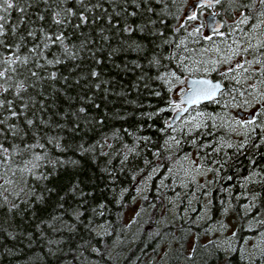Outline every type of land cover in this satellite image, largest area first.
<instances>
[{"label": "trees", "instance_id": "1", "mask_svg": "<svg viewBox=\"0 0 264 264\" xmlns=\"http://www.w3.org/2000/svg\"><path fill=\"white\" fill-rule=\"evenodd\" d=\"M194 1L0 0V264H146L168 235L181 239L170 264H264L241 251L257 232L248 223L264 220V133L222 144L236 132L221 118L231 96L247 92L244 72L210 73L224 90L190 108L208 115L204 128L182 131L177 153L168 146L170 75L183 74L184 49L212 44L181 21ZM263 4L216 7L223 28L235 13L249 27ZM254 54L252 76L264 84V47ZM194 149L212 169L208 217L158 225L164 190L151 183L142 202L150 216L134 233L124 215L138 181ZM226 216L229 251L210 236Z\"/></svg>", "mask_w": 264, "mask_h": 264}, {"label": "rangeland", "instance_id": "2", "mask_svg": "<svg viewBox=\"0 0 264 264\" xmlns=\"http://www.w3.org/2000/svg\"><path fill=\"white\" fill-rule=\"evenodd\" d=\"M213 10L218 16L220 13L218 8L215 7ZM210 12L212 10L204 7L202 10H195L193 16L183 15L181 21L188 20V30L196 29V32L200 30V36L205 39L212 37V44L201 47L196 53L184 49L181 54L184 59L183 74L170 75L169 84L173 96L176 98L174 111H177L181 108L179 97L186 89L185 82L188 77L210 76L209 74L217 69L218 74L230 72L227 74L228 77H232L233 73V78L237 77V80H240L243 79L244 72L247 92L238 94L236 99L235 96L230 95L231 98L228 101L231 102V106L224 118H221L224 123L226 121L230 124L229 127L232 130H236L234 134H230L227 139L223 140L222 144L229 146L234 145L244 136L245 138L247 135L251 136L254 134V130H258L260 134L264 133V84L256 83V79L252 77L253 72L248 69L252 67L250 63L254 61L253 58L256 55L253 53L264 47V13L261 15L262 20L256 26L249 27L246 25L245 18L240 17L239 13H235L232 19L225 21L226 28L222 27L223 29L219 32L209 35L206 32L204 18ZM237 111L245 113L240 117L237 115ZM250 114H253V117L248 119ZM257 115L260 117L259 123H256ZM207 118L208 115L197 108L185 112L171 127L172 131L169 134V143H171H168V146L171 147L172 152L177 153V146L180 142L179 136L183 133L182 131L199 130L204 126ZM215 120L213 118L214 125L218 127V122ZM211 175L212 169L207 165V160L195 149L173 158V163L163 173L160 169L152 170L149 175L141 178L136 184L134 206L124 215L126 225L134 233L145 225V221L150 215L147 216L149 208L144 207L142 202L151 183L164 190H162L164 193H162V204H160L162 206L158 207L159 214L155 217L158 225L187 217L191 213L199 215V220L202 221L209 214L208 196L202 194L207 192V185L211 183ZM182 199L186 201L184 204H182ZM245 208L251 211L252 202ZM263 224L264 220L261 219L248 223L249 229H257L256 235L247 237L242 244V254L249 261L255 258L264 259ZM234 233V223L229 216H226L219 224L213 226L210 236H213L217 245L229 251L236 243ZM194 241L195 236L193 234L188 240V246L192 245ZM180 243V238L168 235L167 239L159 245L157 253L149 256L146 264H170V257L175 253L174 249L178 250ZM177 256L180 257V251Z\"/></svg>", "mask_w": 264, "mask_h": 264}, {"label": "water", "instance_id": "3", "mask_svg": "<svg viewBox=\"0 0 264 264\" xmlns=\"http://www.w3.org/2000/svg\"><path fill=\"white\" fill-rule=\"evenodd\" d=\"M221 0H195L187 9L186 15L193 16L195 8L206 6L209 10H213ZM205 28L209 35L219 32L223 27L222 20L217 16L215 10L208 13L205 18ZM186 89L179 97L181 108L174 112L169 121V126H173L180 117L191 107L198 106L215 100L224 90L222 81L213 79L210 76H191L186 79ZM243 115V113H240ZM251 118V115H248Z\"/></svg>", "mask_w": 264, "mask_h": 264}, {"label": "flooded vegetation", "instance_id": "4", "mask_svg": "<svg viewBox=\"0 0 264 264\" xmlns=\"http://www.w3.org/2000/svg\"><path fill=\"white\" fill-rule=\"evenodd\" d=\"M256 61H257V60H256ZM248 62H249V61H248ZM250 64L252 65V67H251V68H248V69H251L252 72L255 71V70H259V68H260V64H259L258 62L253 61V62H251ZM254 76H255V75H254ZM252 77H253V76H252ZM256 83L263 84V81H262V80H258V79H256ZM251 118H252V116H251ZM251 118H248V119H251Z\"/></svg>", "mask_w": 264, "mask_h": 264}, {"label": "bare ground", "instance_id": "5", "mask_svg": "<svg viewBox=\"0 0 264 264\" xmlns=\"http://www.w3.org/2000/svg\"><path fill=\"white\" fill-rule=\"evenodd\" d=\"M197 8H195V10H196ZM195 10H194V13H195ZM213 11V10H212Z\"/></svg>", "mask_w": 264, "mask_h": 264}]
</instances>
